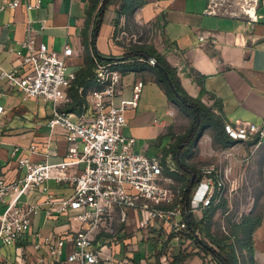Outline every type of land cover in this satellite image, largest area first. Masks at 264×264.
Segmentation results:
<instances>
[{
    "label": "crops",
    "instance_id": "1",
    "mask_svg": "<svg viewBox=\"0 0 264 264\" xmlns=\"http://www.w3.org/2000/svg\"><path fill=\"white\" fill-rule=\"evenodd\" d=\"M122 2L111 0L103 13L95 40V50L103 57L124 55L119 56L113 44L114 25L130 14L120 15L117 9ZM143 3L142 19L154 28L146 45L171 66L183 90L226 121L242 119L260 124L264 116V0H260L259 20L254 25L239 19L205 15L208 0H143ZM90 5V0H40L38 9L26 10L20 5L11 10L3 8L0 0V72H24L15 52L25 38L29 22L37 43H45L57 53H61L65 45L73 50L65 58V65L68 73L78 74L85 67L82 30ZM201 36L207 40L201 41ZM211 36L214 42L210 41ZM143 69L136 72L117 69L122 75V89L115 105L131 100L132 86L136 80H141L137 75ZM142 81L144 86L137 106L125 112L127 125L123 133L135 139L137 151L161 154L166 166L163 185L181 189L182 181L171 175L177 169L168 152L175 141L172 134L176 127L174 102L168 98L156 72ZM147 85L152 86V91L144 92ZM96 88L93 80L77 91L69 89L60 108L90 119L93 111L88 97ZM0 107V177L7 182L21 178L23 171L17 164L20 157L33 163L64 160L66 131L59 127L50 130L46 126L53 110L52 103L33 98L23 100L16 88H9L6 80L0 79ZM82 168V164L71 167L70 173ZM47 186L56 198L73 194V187L68 184L48 181ZM204 191L200 178L190 194L189 204ZM29 204L38 205L31 219L30 233L19 246L0 244V264H78L67 261L70 243L52 257L43 242L46 239L55 241L87 226L66 215L48 216V206L38 192L21 198V205ZM248 215L259 216L261 224L252 235L250 252L241 249L243 260L238 254L239 264H264V208L259 214L251 211ZM125 216V221H120V210L115 208L93 235V245L106 263L120 264L127 260L132 264H163L165 258V264H204L198 251L189 246V241L181 234H174L162 221L156 220L148 228L140 229L138 211L127 209ZM202 216L194 219L200 222ZM38 241L42 247L36 250L33 246Z\"/></svg>",
    "mask_w": 264,
    "mask_h": 264
},
{
    "label": "built area",
    "instance_id": "2",
    "mask_svg": "<svg viewBox=\"0 0 264 264\" xmlns=\"http://www.w3.org/2000/svg\"><path fill=\"white\" fill-rule=\"evenodd\" d=\"M20 5L26 10L38 9L40 0L34 3L2 0L3 8L13 10ZM259 5L260 0H208L204 14L239 19L254 25L259 20ZM25 31V38L15 52L24 72L1 71L0 79L6 80L9 88H16L23 100L41 99L53 104L46 126L50 130L59 127L66 131L67 151L64 160L57 163H33L20 157L17 164L23 171L22 177L13 182L0 177V244L19 246L30 233L31 219L36 215L38 205H21V198L34 192L43 196L48 216L66 215L87 226L55 241L46 239L43 242L52 257L70 243L67 261L78 264H108L94 247L93 235L115 208L120 210V221H125V210L138 211L141 214L140 229L159 220L174 234H180L186 230L190 215L196 218L206 209L220 205L221 192L231 175V163L236 156L232 149L228 147L220 156L228 161L227 167L211 165L200 168L198 173L204 180L205 191L191 204L183 206L180 189L163 185L166 168L163 156L137 151L135 139L123 133L127 125L125 112L137 106L143 81L134 82L130 101L115 105L122 89V75L113 64H99L94 74L98 88L93 89L88 97L93 116L90 119L76 116L60 108L75 79V74L68 73L65 65V58L73 50L65 45L62 52L57 53L45 43H37L29 22ZM205 39V36L200 37L201 41ZM210 41H215L214 36ZM223 123L225 133L235 144H246L251 154L264 149V116L260 124L242 119L224 120ZM81 164V170L70 173L71 167ZM48 181L72 186L73 194L56 198L47 186ZM33 247L39 250L42 244L38 241ZM165 261L163 258L162 263ZM120 264L132 263L124 260Z\"/></svg>",
    "mask_w": 264,
    "mask_h": 264
},
{
    "label": "trees",
    "instance_id": "3",
    "mask_svg": "<svg viewBox=\"0 0 264 264\" xmlns=\"http://www.w3.org/2000/svg\"><path fill=\"white\" fill-rule=\"evenodd\" d=\"M111 0H90L91 5L87 12V18L82 30L83 45L86 50L85 67L75 75L69 89L77 91L93 82L94 74L99 64H113V68L121 72H136L145 67H152L158 77V80L165 86L168 98L175 104L179 105L190 116V123L187 129L175 138L174 143L168 149L171 153L177 172L171 175L182 181L183 186L180 189L183 206H188L190 194L195 189L200 180V174L191 165L185 161L186 153L192 149L200 137L201 131L207 125L211 126L214 131V140L223 147L228 148L236 142L228 137L224 130V119L206 107L199 99L190 97L181 87L175 71L171 66L151 47L146 44H137L130 48L122 57H109L106 59L95 50V40L102 23L104 11L107 9ZM143 0H123L120 6V15L132 13L143 6ZM123 17V16H120ZM146 56H152L164 67L175 90L183 99L181 102L169 87L163 72L150 65ZM189 104L190 106H188ZM222 202H224L222 200ZM220 205H223L221 203ZM189 223L181 236L184 240L189 241V246L198 251V254L204 258L210 256L216 264H239L238 253L232 240L229 237L218 239L209 234L210 222L202 219L197 222L191 215L188 217ZM261 219L259 216L248 215L242 218L239 224L232 225V234L237 238L240 249L250 252V242L254 231L260 226ZM162 252L156 256L159 259Z\"/></svg>",
    "mask_w": 264,
    "mask_h": 264
},
{
    "label": "rangeland",
    "instance_id": "4",
    "mask_svg": "<svg viewBox=\"0 0 264 264\" xmlns=\"http://www.w3.org/2000/svg\"><path fill=\"white\" fill-rule=\"evenodd\" d=\"M117 10H120L118 8ZM142 7L128 14L125 18L119 19L114 25L113 44L118 49L119 56L125 54L130 48L137 44H147L154 28L142 19ZM115 54V53H114ZM155 72L147 66L137 75L141 80L153 76ZM163 88L164 84L161 82ZM152 91V86L147 85L144 92ZM201 101V100H200ZM202 102V101H201ZM203 103V102H202ZM205 105V103H203ZM208 107L207 105H205ZM209 108V107H208ZM175 129L172 133L175 138L182 134L190 123V116L179 105L174 103ZM225 120V119H224ZM221 144L214 140L213 128L209 125L201 131L200 137L195 145L185 155V161L195 170L199 171L204 166L218 165L227 167V160L220 156L225 151ZM236 156L231 163L232 172L222 190L223 205L206 209L202 219L210 222L209 234L223 239L229 237L239 254L241 260L244 253L241 251L237 238L232 234V225L239 224L243 217L251 211L259 214L264 208V149H259L253 154L250 153L246 144L229 147ZM221 161H218V160ZM221 162V163H219ZM204 184V180L202 179ZM220 203V204H221ZM201 219V220H202ZM14 246V245H6ZM4 247V246H3ZM204 264H216L210 256L203 258Z\"/></svg>",
    "mask_w": 264,
    "mask_h": 264
},
{
    "label": "water",
    "instance_id": "5",
    "mask_svg": "<svg viewBox=\"0 0 264 264\" xmlns=\"http://www.w3.org/2000/svg\"><path fill=\"white\" fill-rule=\"evenodd\" d=\"M105 58H106V59H109L108 57H105ZM145 58H146L147 62H148L150 65H152L153 67H155V68H157V69H159V70H161V71L163 72V74H164V76H165V79H166V81H167L169 87H170L171 90L173 91L174 95H175V96H176L181 102H183L182 97H181L180 94L175 90V88H174V86H173V84H172V82H171V79H170V77L168 76V74H167L166 70L164 69V67L161 66V65L156 61V59H155L154 57H152V56H146ZM187 105L190 106L189 104H187ZM189 222H190L189 219H187V223H189Z\"/></svg>",
    "mask_w": 264,
    "mask_h": 264
}]
</instances>
